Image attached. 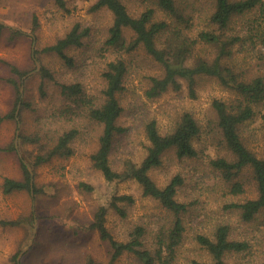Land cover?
Instances as JSON below:
<instances>
[{"label": "rangeland", "instance_id": "374dc122", "mask_svg": "<svg viewBox=\"0 0 264 264\" xmlns=\"http://www.w3.org/2000/svg\"><path fill=\"white\" fill-rule=\"evenodd\" d=\"M96 1L65 0L66 8H63L56 0H0V22L6 26L0 31V113H8L16 106L18 114V118L0 122V218L17 221L0 225V264L12 263L15 257L20 264H141L130 253L112 261L107 242L96 229L89 228L102 205L108 207L106 224L119 240H125L135 226L142 225L151 243L152 231L171 223L172 214L158 200L143 194L137 180L108 181L94 165L91 156L99 147L103 125L87 115L75 118L80 133L70 144L74 149L72 155H54L36 164L37 156L52 148L63 130L64 125L51 117L52 112L65 104H74L64 97L61 83L80 82L85 95L99 104L105 97L103 73L107 62L117 57L127 62L128 71L125 89L117 94L124 108L118 122L126 130L116 134L109 155L115 170H122L128 160L139 163L145 157L149 145L145 124L151 118L157 119L163 133L172 130L186 111L191 112L200 125L201 132L194 140L198 156L180 158L175 149H169L163 155L162 165L150 172L160 186L177 172L185 178L177 197L190 205L184 214L186 228L177 249V264H191L193 258H209L196 235L213 233L218 222H229L232 237L248 243L246 250L226 255L228 264H264V211L251 222H244L239 212L229 207L232 201L256 196L250 170L238 176L245 182V194L235 195L230 191L231 183L210 163L212 157L230 156L222 142L212 102L215 98L235 97V91L216 77L203 74L196 79L195 95L190 93L188 82L183 79L179 89L170 88L161 96L149 98L146 95L149 77L160 74L161 65L142 45L123 50L109 47L106 39L114 15L106 7L94 9ZM123 1L133 15L153 7L157 9L156 19L166 18L154 0ZM192 1L203 9V16L194 26L193 32H197L205 26L204 16L211 11L212 1ZM250 16L252 14L236 17L233 24L240 26ZM34 21L35 31L32 30ZM76 22L89 27V34L82 45L68 48L73 65H68L54 51H39L33 58L34 49L41 50L55 43ZM10 28L22 29L24 33L13 37ZM125 35L128 44L133 32L126 28ZM237 49L238 46L233 59L228 60L233 61L235 70L243 69L246 77L264 75V61L256 53L248 48ZM212 51L197 47L189 61L193 62L199 55L211 56ZM9 62L27 71L21 78V97L9 80L12 75ZM43 67L49 69L53 77L44 76ZM70 126L66 123L64 127ZM241 133L250 149L263 154L264 105L242 126ZM12 145L17 150H13ZM21 156L33 174V184L39 189L37 193L27 189L3 191L5 177H24ZM124 193L135 199L133 204L126 205L128 216L125 218L110 206L114 195Z\"/></svg>", "mask_w": 264, "mask_h": 264}, {"label": "trees", "instance_id": "16d2710c", "mask_svg": "<svg viewBox=\"0 0 264 264\" xmlns=\"http://www.w3.org/2000/svg\"><path fill=\"white\" fill-rule=\"evenodd\" d=\"M212 9L204 16L205 26L193 32L198 18L203 16V9L197 7L192 0H154L158 9L166 18L156 19L157 9L147 7L139 15H133L123 0H97L94 9L106 7L114 15L106 44L120 50L134 49L139 45L157 61L161 67L160 74L150 75L146 95L156 98L170 88L179 89L181 80L188 82L190 93L195 95L196 79L199 75L216 77L223 85L235 91V97L230 99L215 98L212 102L217 115V125L221 131L222 142L229 150V155L212 157L210 163L219 170L227 182L231 183L230 191L235 195L246 192L245 182L241 181L243 171L249 169L255 183L256 196L232 201L229 207L238 211L244 222H251L264 211V152L259 155L250 149L241 133L242 126L264 105V75L258 74L246 77L243 69L235 70L233 59L235 48L249 49L264 61V0H211ZM66 8L65 0H56ZM252 14L238 26L233 24L239 16ZM32 30L35 31L36 21ZM0 22V31L5 28ZM126 28L133 32V39L128 42L125 35ZM12 36L24 33L22 29L10 28ZM89 34V27L76 22L72 28L53 44L44 46L41 50H33V58L39 51L56 52L68 65L74 60L68 54L71 46L82 45L83 39ZM211 48V56L199 55L193 62L190 58L195 49ZM12 75L10 81L21 97V78L27 73L16 64L9 62ZM42 74L53 77L49 69L43 67ZM128 64L123 58L109 59L103 73L106 85L103 90L104 100L96 103L93 98L87 97L80 82L61 83V92L67 101L74 104L64 106L52 112L51 117L65 126L57 137L56 143L44 154L37 156L36 164L44 162L54 155L70 156L74 153L71 142L76 139L80 129L76 125L77 115H87L89 118L103 125L99 135V147L92 154L94 165L102 171L108 181L134 178L143 190V194L158 200L171 214V223L161 225L156 232L152 231L151 243L146 235L145 226H135L125 240L117 239L106 224L108 207L100 206L89 228L96 229L101 239L109 246L111 260L114 261L125 253L133 254L141 264H177V249L185 235L184 214L189 210V202L177 197L180 187L184 184L180 172L174 174L163 186L151 176V171L162 165L163 155L169 149H175L180 158L196 157L199 154L194 140L199 136L201 129L197 119L191 112H184L174 128L165 133L160 131L157 119L151 118L145 124V133L149 145L147 153L141 162L128 160L122 170H115L110 162V152L114 137L126 128L119 124L123 106L118 93L125 89V76ZM6 118H18L15 108L5 114L0 113V122ZM13 150H17L12 145ZM24 171L22 179L5 177L3 191L11 193L16 190L39 191L33 184V174L25 161L20 157ZM82 186L90 188L87 184ZM135 201L131 194H116L110 206L123 218L128 216L127 204ZM122 202H125L124 205ZM16 220L0 218V225L15 224ZM232 226L229 222H218L213 233H198L196 240L209 258H193L191 264H228L226 255L231 252H241L248 248V243L232 237ZM14 262L5 264H20L17 257ZM92 263V261H91Z\"/></svg>", "mask_w": 264, "mask_h": 264}, {"label": "water", "instance_id": "95a60500", "mask_svg": "<svg viewBox=\"0 0 264 264\" xmlns=\"http://www.w3.org/2000/svg\"><path fill=\"white\" fill-rule=\"evenodd\" d=\"M23 252V251H22ZM22 254V253H21Z\"/></svg>", "mask_w": 264, "mask_h": 264}]
</instances>
